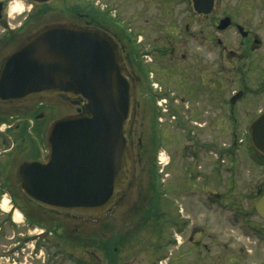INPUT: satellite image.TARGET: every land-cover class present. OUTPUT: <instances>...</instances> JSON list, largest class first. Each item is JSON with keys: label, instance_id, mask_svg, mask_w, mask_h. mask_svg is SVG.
<instances>
[{"label": "flooded vegetation", "instance_id": "obj_1", "mask_svg": "<svg viewBox=\"0 0 264 264\" xmlns=\"http://www.w3.org/2000/svg\"><path fill=\"white\" fill-rule=\"evenodd\" d=\"M53 1L39 4L29 0L32 6L28 8L24 23L35 24L36 19L48 14L49 8L55 14L61 12L57 7H50ZM244 1L246 7H252L256 0ZM8 3L9 0H0V22L5 17ZM88 10L90 12L77 11L74 14L69 11L74 17L70 23L105 30L119 45L121 60L135 92L129 142L133 148L137 147L134 160L140 180L147 178L148 185L142 187L144 192L136 190L129 195L134 188L131 184L124 193L122 198L129 195V200H124L121 207L122 223H116V217L106 220L102 216H72L43 207L29 198L21 187L22 167L34 161L21 158L35 148L43 153L40 161L46 159L42 141L31 136L33 130L38 133L40 125L35 121L29 126L28 122L22 121L21 124L8 126L0 120V260L3 264H160L164 249L169 246L171 264H183L181 256L188 257L194 253L202 257V264H209L204 262L205 254L212 250L210 241L217 240L228 254L223 255L218 264L264 262V218L255 208L264 190L252 208H246L239 200L227 205L221 198L222 194L211 190L208 192L221 199L205 205V111H222L227 107L230 117H234L235 126L242 122L238 113H255L249 128L258 114L264 111V80L253 87L248 85L251 81L247 79L248 72L253 70H258L260 78H264V62L262 64L251 58L256 48L262 45L255 33L258 30L233 22L231 18L229 27L220 31L218 25L221 19L229 15L220 18L217 30L220 33L230 28L237 30L243 50H220V57L216 60L218 72L212 74L204 56L199 53L192 56L188 41L194 36L189 24L183 25L178 34L175 24L152 26L150 23L155 21L144 14H139L138 19L133 21L128 18L121 20L117 11H101L95 5ZM42 11L44 13L40 16ZM191 11L205 20L212 13L199 14L193 5ZM142 16L148 25H141ZM171 20L174 22L173 18ZM201 31L203 34L204 31ZM207 32L205 25V36L202 35L205 44L209 38ZM175 34L176 37L178 34L182 46L173 43ZM221 44L219 39L218 45ZM226 57L228 63L225 62ZM226 64L230 67L228 69L236 71L233 75L238 77L241 87L230 95L228 105H210L204 97L205 77L209 73L224 76L222 74L226 73L223 71L228 67ZM243 99H247L248 104L241 108L236 106ZM167 115L169 125L163 120ZM11 134L12 141L7 143L4 135ZM164 144H170V149H167L169 159L162 164L158 161V150ZM252 150L259 155L254 148ZM219 178L218 174L211 173L206 176V182L214 179L219 184ZM167 179L171 182L169 186H165ZM231 188L229 185L228 192L232 191ZM166 192L172 194V203L163 201ZM3 203L10 208L3 210ZM118 203L111 213L118 208ZM205 208L216 209L214 211L219 215L229 212L228 223L237 226L239 233L220 232L218 236L214 232L206 233ZM17 212L21 215L20 219L16 217ZM152 231H156L159 240L154 250L152 246H145Z\"/></svg>", "mask_w": 264, "mask_h": 264}, {"label": "water", "instance_id": "obj_2", "mask_svg": "<svg viewBox=\"0 0 264 264\" xmlns=\"http://www.w3.org/2000/svg\"><path fill=\"white\" fill-rule=\"evenodd\" d=\"M192 3L199 14H209L215 0ZM230 22V17L221 19L218 29ZM118 49L105 30L55 22L26 37L1 65L0 102L39 96L81 104L78 113L51 124L48 157L22 167L23 191L43 207L72 216H104L133 182L129 131L135 92ZM250 126L251 142L264 155V112ZM255 208L264 218V195Z\"/></svg>", "mask_w": 264, "mask_h": 264}, {"label": "rangeland", "instance_id": "obj_3", "mask_svg": "<svg viewBox=\"0 0 264 264\" xmlns=\"http://www.w3.org/2000/svg\"><path fill=\"white\" fill-rule=\"evenodd\" d=\"M78 2H81L83 5L81 6V3ZM254 2L252 7H249V5L246 7L244 0H217L215 9L211 13L210 18L205 20L197 17L194 15L196 13L191 11V0H54L52 4H50V7L54 9L57 7L61 12L55 14L52 12L53 9L49 8L48 14L40 19H36L37 22L31 25L29 23H24L26 21L25 16L27 15L28 8L32 6L29 0H9L6 13H4L5 17L0 22V62L11 54L17 48L18 44L28 37L30 33H34L47 25L55 24V22L70 23V21L74 19L72 14L77 11L90 12L88 9L95 5V7H98L101 11H107L108 9L112 10L113 13L117 11L116 13L120 18L117 17L121 20L128 18L135 21L138 19L137 16L139 14H144L146 18L155 21L150 23L152 26L155 25L159 27L160 25L165 27L169 23L175 24L178 34L183 25L189 24L190 30H192L194 36L188 41V47L192 51L191 53H193L192 56H196L198 53L204 56L208 61V66H210L209 71L212 74L218 72L216 60L220 57V50L221 52L223 48H226L227 51L235 50L236 52H241L243 50L240 44V34L237 30L230 28L226 32L221 33L217 30L219 19L224 17V15H229V17L233 19V22L235 21L248 28L258 30L255 33L261 39L262 45L256 48L251 58L263 64L264 60L261 59L264 57V28L262 27V24H264V14L262 13V9H264V0H256ZM17 3L24 6V10H22L20 14H17V12L13 13L12 10L13 6ZM69 11L73 13L71 14ZM43 13L44 11L39 15L41 16ZM163 15H166V17ZM143 18L144 16L141 17V25H148L144 23ZM171 18L174 19V22H172ZM204 24L208 27L207 34L209 38L206 44L205 37H202V35L205 34ZM256 26H261V28L258 29ZM201 30L204 31L203 34ZM178 34L177 37L175 34L174 37H176V39H174L173 43L181 45ZM219 39L222 41L221 46L218 45ZM254 60H252L253 63H255ZM225 62L228 63L227 57ZM1 65L0 71L2 68ZM227 66L228 67L223 71L226 74L221 73L224 76H212V74L209 73V76L205 77L204 97L205 102L210 105L213 103L215 105L221 103L228 105L229 98L231 97L230 95L234 90L241 87L238 77L235 74L233 75L236 71L228 69L230 67L229 65ZM259 73L258 70L248 72L247 79L251 81L248 82L249 86L255 87L260 81L264 80V78H260ZM246 104H248V100L243 99L238 102L236 106H240L241 108ZM205 105L207 104L205 103ZM80 107L81 104L74 105L67 99L61 97L47 98L38 96L17 103L0 102V120L8 126L9 124H21L22 121L28 122L30 126L37 121L40 125L37 129L38 133L33 130L31 131L33 135L28 134V137L34 136L35 139L39 138V141H42L41 146L45 150L44 156L47 158L46 151H48L49 154V149L46 135L48 134L51 124L56 120L78 113ZM228 111L229 109L227 107L222 111L218 109H209L208 112L205 111V189L207 190H205V205H210L209 201H218L222 198L223 201L227 202V205H230V202L239 200L244 203L246 208H252L264 190V159L258 157L251 148V134L248 126L253 116H255V113H238L242 122L241 125L235 126L234 117H230V112ZM163 120H165V123L168 125L170 124L168 115ZM3 130H5V127H3ZM17 132H19V129ZM4 136L7 138V143L12 141L10 140L12 134L11 136ZM38 147H40V144H38ZM132 149L135 158L136 151H138L137 147H132ZM167 149H170V144H164V147L158 150L159 153L166 155L167 159L165 161L169 159L167 156V154L169 155V150ZM41 155H43V153L34 148L33 151L25 154L21 159H34V161H40ZM211 173L220 176L219 184L215 183L214 179L213 181L210 180L206 182V176ZM139 176L141 177L135 162V174L132 182L134 188L129 191V195L132 194V191L136 192V190L144 192L142 187L146 188L148 185L147 178L144 180L141 178L140 180ZM170 184L171 182L167 179L165 181V186H169ZM229 185L232 187L231 192H228L227 189ZM209 190L222 194V197L218 199L215 193H210L208 192ZM129 195L120 199V203H118L119 206L113 213L109 212L102 217L106 220L108 217H116V223H122L120 219L122 215L121 207L124 200H129ZM171 195L170 192H166L163 201L172 203L173 200L171 199ZM3 204V210L6 211L10 208L7 203ZM214 210L205 208L204 231L206 233L214 232L217 236L221 234L220 232L229 233L231 235L239 233L237 226L228 223L227 218L230 217L229 212H223V214L219 215L216 214ZM151 234L152 235L146 240L147 243L145 246H152L154 250V246H156L159 240L157 239L156 231H152ZM183 241L182 238L181 242ZM205 241H207V238H205ZM210 246L212 250L208 252V254H205V263L218 264V260L222 261L223 255H228L226 254L227 252L225 253L223 251L224 248L219 245L217 240L210 241ZM164 251L163 256L160 258V264H171L170 247L167 246ZM180 255H182V253H180ZM180 259L184 261L182 262L183 264H202L201 261H203L202 257L198 256L196 253L188 257L182 255ZM227 263L229 264V262ZM0 264H3V260H0ZM258 264H264V262H258Z\"/></svg>", "mask_w": 264, "mask_h": 264}, {"label": "bare ground", "instance_id": "obj_4", "mask_svg": "<svg viewBox=\"0 0 264 264\" xmlns=\"http://www.w3.org/2000/svg\"><path fill=\"white\" fill-rule=\"evenodd\" d=\"M12 10H13V13H16V12H17V14H20V12H21L22 10H24V6L21 5L20 3H17V4H15V5L13 6ZM163 158H164V160H165V155H164V154H163ZM5 204H6V203H5ZM16 217H17V219H20V218H21V215H20L19 212H17Z\"/></svg>", "mask_w": 264, "mask_h": 264}, {"label": "trees", "instance_id": "obj_5", "mask_svg": "<svg viewBox=\"0 0 264 264\" xmlns=\"http://www.w3.org/2000/svg\"><path fill=\"white\" fill-rule=\"evenodd\" d=\"M20 29H22V28H20ZM25 29H26V28H25ZM31 34H32V33H30L29 35H31ZM29 35H28V36H29ZM258 157H260V158L263 157V158H264V156H262L261 154H259Z\"/></svg>", "mask_w": 264, "mask_h": 264}]
</instances>
